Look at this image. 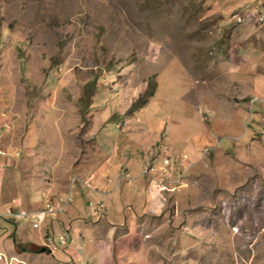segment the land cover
<instances>
[{
    "label": "rangeland",
    "instance_id": "rangeland-1",
    "mask_svg": "<svg viewBox=\"0 0 264 264\" xmlns=\"http://www.w3.org/2000/svg\"><path fill=\"white\" fill-rule=\"evenodd\" d=\"M124 115L166 137L161 211L0 217V264H264V0H0L1 204L87 179Z\"/></svg>",
    "mask_w": 264,
    "mask_h": 264
},
{
    "label": "crops",
    "instance_id": "crops-1",
    "mask_svg": "<svg viewBox=\"0 0 264 264\" xmlns=\"http://www.w3.org/2000/svg\"><path fill=\"white\" fill-rule=\"evenodd\" d=\"M126 121L131 125L135 124L134 116L124 115L115 122V129L106 127V129L98 131L96 138L102 155L101 160L94 164L90 172L85 175L96 189H89L81 184L75 186L71 192L70 204H68L67 209L60 217L68 219L72 215L79 213L86 217H92L91 215L94 214L93 216L95 217H99V215L108 216L109 218L116 216L119 220H123L126 215L133 217L136 212L154 214L161 211V203L157 198V194L154 191L152 192L153 187L155 188L156 186H149L140 174L141 167L144 163L146 164L150 161L153 153L159 152L153 159L154 162H159V159L165 156L163 153L166 151L161 148L158 150L154 146L156 145V137H160V135L156 134L154 129H145L143 131L120 130L118 127L122 122L123 125H126ZM165 138L162 133V142ZM195 145H189L190 150L193 152L195 151L194 148H196ZM176 159L178 160V158ZM184 163L187 164L186 166L189 164L186 161ZM124 172H129L133 180L126 182L121 179L118 183L116 179ZM63 182L65 183L62 193L68 188L69 177ZM82 193L84 198L80 195ZM54 195H59V193H54ZM134 206L138 209H133ZM68 209L69 211L66 213ZM111 220L110 218L109 222L114 221ZM50 222H52L51 224L55 229L54 223H56V219ZM66 222L69 226H74L75 228L82 225L80 218H74L73 220L69 218ZM83 222L86 223V219ZM86 227L84 224V228Z\"/></svg>",
    "mask_w": 264,
    "mask_h": 264
},
{
    "label": "built area",
    "instance_id": "built-area-1",
    "mask_svg": "<svg viewBox=\"0 0 264 264\" xmlns=\"http://www.w3.org/2000/svg\"><path fill=\"white\" fill-rule=\"evenodd\" d=\"M261 18H259L260 20ZM208 148H205L204 151H206ZM0 154H3V152L0 150ZM162 163L166 164L168 163V157L164 156L163 159H161ZM155 162H148L146 165H144L142 169V173L148 174L150 176H153V180L156 182V187H159L160 190H170L174 189L175 186L178 185L180 182V178L176 179H169L167 177V174L164 172V170L158 169ZM159 164L160 161L158 162ZM164 168V167H160ZM161 171L159 174L158 172ZM155 174L157 176H155ZM126 178L128 175H121ZM124 178V179H125ZM128 179V178H126ZM78 184H81L89 189H93L91 183L85 179L84 177H81L78 174L72 173L69 176V182H68V188L65 192H63L62 195H49L48 197L44 198L41 204L35 207H22L21 205L16 204H1L0 203V217L7 218V219H29L31 222L32 227L40 228L48 224L50 220L55 219L59 215L63 214L68 206V204L71 201V192L75 186ZM65 237L64 235H59V242L64 243ZM51 243H54L53 238L49 240ZM2 257V254L0 253V259ZM8 264V263H6Z\"/></svg>",
    "mask_w": 264,
    "mask_h": 264
}]
</instances>
